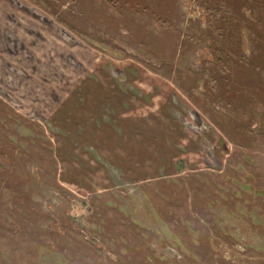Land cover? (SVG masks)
<instances>
[{
  "label": "rangeland",
  "instance_id": "obj_1",
  "mask_svg": "<svg viewBox=\"0 0 264 264\" xmlns=\"http://www.w3.org/2000/svg\"><path fill=\"white\" fill-rule=\"evenodd\" d=\"M0 264H264V0H0Z\"/></svg>",
  "mask_w": 264,
  "mask_h": 264
}]
</instances>
